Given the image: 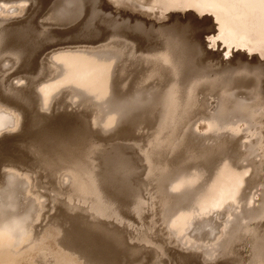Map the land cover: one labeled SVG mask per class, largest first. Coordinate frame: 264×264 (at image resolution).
Segmentation results:
<instances>
[{
    "label": "bare ground",
    "instance_id": "bare-ground-1",
    "mask_svg": "<svg viewBox=\"0 0 264 264\" xmlns=\"http://www.w3.org/2000/svg\"><path fill=\"white\" fill-rule=\"evenodd\" d=\"M23 1L0 3V264H264V65L193 21Z\"/></svg>",
    "mask_w": 264,
    "mask_h": 264
},
{
    "label": "rangeland",
    "instance_id": "rangeland-1",
    "mask_svg": "<svg viewBox=\"0 0 264 264\" xmlns=\"http://www.w3.org/2000/svg\"><path fill=\"white\" fill-rule=\"evenodd\" d=\"M2 1L4 2L5 0H0V3ZM32 1V5L30 4V0L23 1L24 5H26V2L27 6H29H24L26 8L21 6L23 5L21 2L17 4H21L18 6L20 7L19 9L23 8L22 10L24 11L20 10L23 13L30 8L29 10H32L35 18L38 19L46 12L52 0H49V3L45 0H40V3H46L44 6L43 4H38L39 0ZM98 1H100V4L103 1V5L101 6H104L103 9L106 12L109 11V13L116 16L123 13L124 20H129L131 24H134L136 21H142L146 28L151 26L155 28L164 27L176 22L187 24L189 21H193L195 23L193 30L196 36L201 38L200 42L209 56L216 57L218 61L231 60L232 62L238 58H242L243 61L249 63L258 62L264 65V0ZM35 2L43 9H39V11L34 9V7H37L34 4ZM110 2L111 4H109ZM47 3L49 4L48 6ZM45 6L46 8H44ZM40 10L45 12L39 13L41 12ZM36 12L39 14L37 17ZM124 13L126 16H124ZM130 14H133V16ZM233 30H236V32ZM233 35L235 36L234 38L232 37ZM237 35H241V38L237 37Z\"/></svg>",
    "mask_w": 264,
    "mask_h": 264
}]
</instances>
